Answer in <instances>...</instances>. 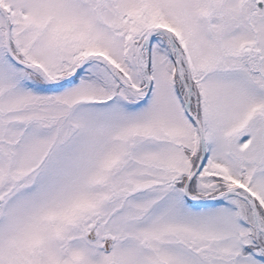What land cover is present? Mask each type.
<instances>
[{
    "label": "snow or ice",
    "instance_id": "1",
    "mask_svg": "<svg viewBox=\"0 0 264 264\" xmlns=\"http://www.w3.org/2000/svg\"><path fill=\"white\" fill-rule=\"evenodd\" d=\"M0 264H264V0H0Z\"/></svg>",
    "mask_w": 264,
    "mask_h": 264
}]
</instances>
